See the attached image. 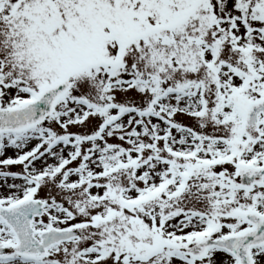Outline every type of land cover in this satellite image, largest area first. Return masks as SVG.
<instances>
[{
	"label": "snow or ice",
	"instance_id": "snow-or-ice-1",
	"mask_svg": "<svg viewBox=\"0 0 264 264\" xmlns=\"http://www.w3.org/2000/svg\"><path fill=\"white\" fill-rule=\"evenodd\" d=\"M0 264H264V0H0Z\"/></svg>",
	"mask_w": 264,
	"mask_h": 264
}]
</instances>
